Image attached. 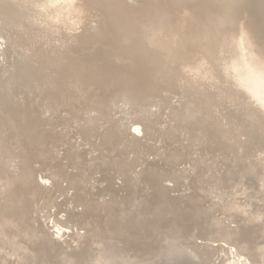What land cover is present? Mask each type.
<instances>
[{
  "label": "bare ground",
  "instance_id": "6f19581e",
  "mask_svg": "<svg viewBox=\"0 0 264 264\" xmlns=\"http://www.w3.org/2000/svg\"><path fill=\"white\" fill-rule=\"evenodd\" d=\"M0 40V264H264V0H0Z\"/></svg>",
  "mask_w": 264,
  "mask_h": 264
},
{
  "label": "rangeland",
  "instance_id": "374dc122",
  "mask_svg": "<svg viewBox=\"0 0 264 264\" xmlns=\"http://www.w3.org/2000/svg\"><path fill=\"white\" fill-rule=\"evenodd\" d=\"M0 41H1V40H0ZM0 43H1V42H0ZM1 56H3V53L0 51V57H1ZM4 57H5V58H4ZM4 57H3L4 59H3V58H0V65H1L0 67H2V68L4 67V65H2V64H3V63H4V64L6 63V61H5V60H6V56H4ZM39 111L42 112V109L40 108ZM84 115H85V114H84ZM48 116H49V115H45L46 118H48ZM84 118H86V117H84ZM116 119H118V117H117ZM106 120H107V119L105 118L103 121H106ZM54 121H62V120H61V117L58 116L57 118H54ZM68 121H73V122H74V121H77V120H76V119L74 120V119L72 118L71 120H68ZM58 123H59V122H58ZM78 123H79V124H84V122H81V121L76 122V123H72V125H71L70 123H68L67 126H65V124L63 125V124H60V123H59V128H58V129L60 130V129H62V128H65V129L63 130L64 133H66V132L68 133V132L70 131V132H69L70 134H69V133H68V134L72 136V135H74V133H77L76 127L79 125ZM101 123H103V122H101ZM112 123H113V122H112ZM110 124H111V123H109V125H110ZM120 124H122L121 121H119L117 125H120ZM129 124H130V125H129ZM128 125H129V126H128L127 129H128V132H129L130 134H128V136H127L125 139L130 140V141H131L132 139L135 140V139H140V138H142V137H145V139H146V138L148 139V137H146L147 134H144L146 128L143 129L144 127H142L141 124H140V125H136V124H132L131 122H129ZM107 126H108V125H107ZM133 126H134V127H133ZM137 126L139 127V131H138V132L135 131V127H137ZM141 127H142V128H141ZM131 128H132V129H131ZM133 128H134V129H133ZM130 129H131V130H130ZM142 129H143V132H144V133H142ZM73 130H74V131H73ZM132 130H133V131H132ZM140 132H141V133H140ZM147 132H148V131H147ZM147 132H146V133H147ZM131 133H133V135H132ZM137 133H138V134H137ZM139 133H140V135H139ZM69 135L67 136V139H69ZM134 135H135L136 137H135ZM142 135H144V136H142ZM71 136H70V137H71ZM143 139H144V138H143ZM147 139H146V140H147ZM127 140H126V141H127ZM79 141L81 142L82 139H78V140H77L78 144L80 143ZM82 142H83V141H82ZM89 147H90L89 145L85 144V145L83 146V148H82L83 150H82L81 148H80V149H79V148H76V149H77V150L79 149L78 151H80V153H81V151H82V152H83V151L91 152L93 149L90 148V149H92V150H89V149H88ZM72 148H73V147H72ZM76 149H75V150H76ZM62 152H63V150H61L60 154H61ZM94 153H95V152H93V155H94ZM60 154H59V155H60ZM62 154H63V153H62ZM63 155H64V154H63ZM95 155L97 156V155H98V152H96ZM95 155H94V156H95ZM69 168H70V167H69ZM47 169H48V168H46L44 171L41 172L43 175H42V174H41V175L39 174L40 177H45V176H46L45 174H48V173L51 172V171L49 172V170H47ZM95 176L97 177V174H96ZM40 181H41V184L43 183L42 185H43V187H45V188H47L45 185H47L48 187L51 186V182H48V183H47V181H49L48 179H45V178L42 179V178H40ZM63 181H64V180H62V182H63ZM63 184H64V183H63ZM67 193H68V194H67ZM67 193H65L66 195L61 196V197L59 198V200L62 201V200L67 196V198H68V203L71 204V200H70V198H71L72 196L69 195V194H71V192H67ZM71 195H72V194H71ZM96 197H97V196H96ZM96 197H95V198H96ZM105 198H106V197H104V198L102 197L101 199L103 200V199H105ZM97 199H99V198H97ZM101 199H99V200H101ZM106 199H109V197H107ZM69 200H70V201H69ZM68 207H69V208H66L68 211L78 213V212L76 211V209H77L76 206L69 205ZM70 207H71V208H70ZM74 207H75V208H74ZM78 208H79V207H78ZM80 209H81V208H79V209H77V210L81 211ZM64 215H65V212L58 213V214L56 215V216H57L56 218H60V219H61V218H63ZM48 216H49V215H48ZM59 216H60V217H59ZM42 218H44V219H41V221H42V223H43V225H44L45 227H48V226L50 227V226H51L50 228L48 227V228H49L48 231H50V234H51L54 238L58 239V240L61 241V242L65 241V239H67V238H66V236H67L66 233H65V234L63 233L64 230H63L62 233H60L61 236H60V235H59V236H56V235L54 234V231H57V227L54 226L56 223H53L54 218H48V219H47V218L44 217V216H43ZM56 218H55V219H56ZM45 220H46V222H45ZM55 221H56V220H55ZM47 223H48V224H47ZM79 231H80V230H79ZM81 232H84V229H83V231H82V228H81ZM63 235H64V236H63ZM64 237H65V238H64ZM63 238H64V239H63ZM73 245H75V244L73 243Z\"/></svg>",
  "mask_w": 264,
  "mask_h": 264
},
{
  "label": "snow or ice",
  "instance_id": "6c2138e0",
  "mask_svg": "<svg viewBox=\"0 0 264 264\" xmlns=\"http://www.w3.org/2000/svg\"><path fill=\"white\" fill-rule=\"evenodd\" d=\"M261 104H264V98L261 99Z\"/></svg>",
  "mask_w": 264,
  "mask_h": 264
}]
</instances>
